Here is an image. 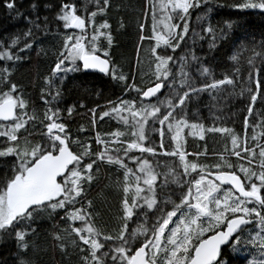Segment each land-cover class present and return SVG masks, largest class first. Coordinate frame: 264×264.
I'll use <instances>...</instances> for the list:
<instances>
[{
	"label": "snow or ice",
	"instance_id": "obj_1",
	"mask_svg": "<svg viewBox=\"0 0 264 264\" xmlns=\"http://www.w3.org/2000/svg\"><path fill=\"white\" fill-rule=\"evenodd\" d=\"M225 6L217 0H143L137 72L126 74L111 55L112 0H0L9 16L26 25L0 40V244L14 242L13 264H38V222L56 217L64 227L54 225L52 240L67 264H232L226 250L239 255L242 244L255 250L247 264H264V39L240 43L232 70L219 79L195 47L207 37L211 54L230 41L233 25L211 22L213 11ZM227 6L264 14V0ZM126 28L121 17L116 30ZM47 40L55 41L53 48L44 46ZM33 52L53 58L40 88L42 110L13 82L17 66ZM87 70L108 75L135 97L88 108L95 135L82 139L73 136L68 120L87 106L59 105L69 74ZM204 93L221 113L232 100L244 105L229 116H242V136L189 119ZM106 117L124 130L96 131ZM185 130L200 141L219 133L231 148L214 153L213 164L202 162L207 147L188 152ZM150 133H158V141ZM102 168L114 172L119 199L111 230L96 223L88 198ZM130 223L136 226L130 229Z\"/></svg>",
	"mask_w": 264,
	"mask_h": 264
},
{
	"label": "trees",
	"instance_id": "obj_2",
	"mask_svg": "<svg viewBox=\"0 0 264 264\" xmlns=\"http://www.w3.org/2000/svg\"><path fill=\"white\" fill-rule=\"evenodd\" d=\"M25 4L28 0H24ZM218 3L226 5L222 8H217L211 14V22L214 27L222 28L226 23H231L233 28L230 32V41L225 42L222 47L213 53L234 51L239 49L240 43L255 39L259 43L264 39V14L258 11H239L235 8L228 7L237 2V0H217ZM143 0H112V10L109 13V20L113 24L114 45L111 49L112 59L126 74L136 73L135 67V50L137 47V17L142 7ZM117 6L120 10L117 11ZM23 10V9H22ZM193 13V24H195V16ZM123 18L127 28L125 30L117 31V21ZM26 28V25L13 17L0 7V40L8 39L16 34L21 33ZM209 38L204 41H198L195 46L196 49H208ZM55 41L47 40L45 42L46 48H53ZM148 47L147 42L144 45ZM179 50V49H178ZM177 50V51H178ZM147 53H141V59L146 58ZM53 66V58L51 55L44 57H37L35 52L31 54V59L21 62L14 73L13 82L22 85L25 91L26 98L30 103L38 109L43 108L40 101V88L43 86V77L48 75L50 68ZM147 64L141 65L142 69H146ZM141 72L137 75V83L142 84L140 80ZM64 99L59 105L62 109L71 107L73 105L79 106L84 104L86 108H79L78 113L74 114L73 118L68 120V126L73 136L79 135L82 139H91L95 132L90 128L87 114L88 108L96 107L97 104L101 108H105L108 101H118V99H130L135 97V93L129 95L124 94L123 86L113 81L108 75L104 73H95L82 71L79 73H70L69 79L64 83ZM66 115V113H65ZM206 127L213 126V124L203 123ZM83 125L88 131L79 133L78 128ZM235 130L238 135H243V131L230 127ZM117 129L124 130L123 126L118 124L111 118H105L104 121H98L96 131L103 133L115 131ZM260 129H257L259 133ZM188 130H185L187 139V151L190 153L196 151H203L207 147V158L201 157V161L213 164L217 160V156L224 151L225 146L231 148L230 140L226 136L219 133H208L206 139L200 141L198 137L188 135ZM249 137L252 130L249 129ZM251 143V141H249ZM95 148L96 145L93 144ZM191 158V157H190ZM163 161H170L171 158L160 157ZM235 161V157H232ZM3 170L0 169V172ZM99 183L93 185L88 193V198L94 200V211L96 214V223L100 227H105L111 230L118 220V205L119 199L116 190L114 189L113 181L115 180L114 172L110 169L102 168L99 174ZM54 225L64 227L59 217L54 220L43 219L38 222V232L33 240L38 243L39 247L36 249L35 257L38 264H67V257L62 256L60 251L54 247L52 240V233ZM135 223H130V229L135 227ZM36 227V225H34ZM242 253L239 255L231 254L230 250H226L225 258L231 255L232 264H247L250 256L249 252L254 253L255 250L250 245L242 244ZM15 255V245L12 240H8L0 244V260L7 261V264H13Z\"/></svg>",
	"mask_w": 264,
	"mask_h": 264
},
{
	"label": "rangeland",
	"instance_id": "obj_3",
	"mask_svg": "<svg viewBox=\"0 0 264 264\" xmlns=\"http://www.w3.org/2000/svg\"><path fill=\"white\" fill-rule=\"evenodd\" d=\"M237 50L210 54L206 49H196V53L197 55L206 56L208 58V63L215 71V77L219 79L223 78L224 74L232 70L234 62L231 60V56L234 55ZM177 53L179 54L180 50H178ZM166 93L167 89H164L160 94L161 99L164 98ZM213 103L214 102L210 99L207 93L202 94L199 102L191 105L189 119L193 122L215 124V126L218 127H235L236 129L243 131L242 116L231 119H229V116L231 113L238 112L244 105H242L238 100H232L228 106L224 108L223 113H221L215 107H212ZM197 112L198 115H196ZM217 116H220L221 119L217 120ZM150 138L153 141H158V133H150ZM253 254H255V252Z\"/></svg>",
	"mask_w": 264,
	"mask_h": 264
},
{
	"label": "water",
	"instance_id": "obj_4",
	"mask_svg": "<svg viewBox=\"0 0 264 264\" xmlns=\"http://www.w3.org/2000/svg\"><path fill=\"white\" fill-rule=\"evenodd\" d=\"M87 72H95V73H100L98 70H87ZM163 92V90H162ZM153 100H155V98H153Z\"/></svg>",
	"mask_w": 264,
	"mask_h": 264
}]
</instances>
